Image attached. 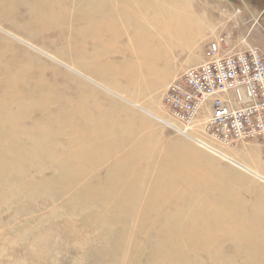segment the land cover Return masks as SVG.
I'll list each match as a JSON object with an SVG mask.
<instances>
[{
  "label": "rangeland",
  "instance_id": "1",
  "mask_svg": "<svg viewBox=\"0 0 264 264\" xmlns=\"http://www.w3.org/2000/svg\"><path fill=\"white\" fill-rule=\"evenodd\" d=\"M180 17L264 63V0H0V264H264L261 143L164 100Z\"/></svg>",
  "mask_w": 264,
  "mask_h": 264
},
{
  "label": "built area",
  "instance_id": "2",
  "mask_svg": "<svg viewBox=\"0 0 264 264\" xmlns=\"http://www.w3.org/2000/svg\"><path fill=\"white\" fill-rule=\"evenodd\" d=\"M223 45V38L208 42L207 60L172 80L164 100L186 126L208 109L204 124L210 137L229 145L256 140L264 154L263 60L255 48L221 56Z\"/></svg>",
  "mask_w": 264,
  "mask_h": 264
},
{
  "label": "crops",
  "instance_id": "3",
  "mask_svg": "<svg viewBox=\"0 0 264 264\" xmlns=\"http://www.w3.org/2000/svg\"><path fill=\"white\" fill-rule=\"evenodd\" d=\"M103 14L101 16L100 23L101 22H105ZM179 19H180V21L179 22L176 21V22H174V24L175 25H179L180 30L175 32L174 30L172 31L170 29L172 31V33L175 34V36L173 35L172 40L169 41L168 44H169L170 47L173 44V46L175 48H177V52L179 54H181L183 56L191 57V58L185 60L187 62L185 67H187L186 69H188L189 67L196 66L199 63H202L204 61V51L202 50V45H204L206 43V41L208 40V37H205V38H197V37H194V36L192 37V35L188 32V31H191V29L187 30V28L189 27L190 24L188 26H186V28H185L186 31H184V30H182V29H184L183 18L180 17ZM159 46H161V48H163L164 47V43H160ZM221 50H222L221 54L234 53V52L226 51L227 47L225 45H223ZM251 143L255 147H257V149L261 153L262 157L264 158V154H263L259 144H257L256 142H251Z\"/></svg>",
  "mask_w": 264,
  "mask_h": 264
},
{
  "label": "bare ground",
  "instance_id": "4",
  "mask_svg": "<svg viewBox=\"0 0 264 264\" xmlns=\"http://www.w3.org/2000/svg\"><path fill=\"white\" fill-rule=\"evenodd\" d=\"M173 6V5H172ZM168 7V6H167ZM171 7V6H170ZM172 8V7H171ZM176 8H178V7H176ZM166 9V8H165ZM164 9V10H165ZM167 10H169V9H167ZM166 10V11H167ZM169 11H171V10H169ZM176 11V10H175ZM164 12V11H163ZM172 12H174V11H172ZM171 13V12H170ZM170 13H168V14H170ZM178 13V12H177ZM188 13V12H187ZM166 14V16H167V13H165ZM170 15H173V13H171ZM188 14H186V16H184L183 18L184 19H186V18H189L190 16H187ZM175 16L176 15H174V16H169V18H168V20L170 21V19L172 20H174L175 19ZM150 22V21H149ZM172 22V21H171ZM152 23V22H151ZM153 26V25H152ZM157 26H160L159 24H157ZM151 27V26H150ZM162 27V26H161ZM172 29H174V28H172ZM177 30H180V28H179V25H178V27H177ZM130 42H131V40H130ZM72 44V43H71ZM73 45V44H72ZM132 45V44H131ZM66 46V45H65ZM72 47V46H71ZM149 49V48H148ZM16 87H18V85L16 86ZM19 87H21V86H19ZM6 91V90H5ZM26 92V91H25ZM28 92V91H27ZM24 93V92H23ZM28 96H29V94H28ZM44 98H46L45 96H43ZM31 99V98H30ZM29 99V100H30ZM73 99H75L74 97H73ZM35 100V99H34ZM38 100V99H37ZM31 101V100H30ZM74 101V100H73ZM67 102H68V100H67ZM70 102V101H69ZM75 103V102H74ZM69 104V103H68ZM33 105V104H32ZM71 105V104H70ZM62 106H64V105H62ZM65 106H66V104H65ZM64 106V107H65ZM72 106V105H71ZM58 107V106H57ZM56 108V107H55ZM69 107H67V109H68ZM57 109V108H56ZM74 109H75V107H74ZM18 113H20V112H18ZM206 114L207 115H209V110L207 109L206 110ZM207 117V116H206ZM159 118V117H158ZM159 119H161L163 122H165V123H167V125H170V126H173V127H175L172 123H169V122H166V121H164L162 118H159ZM197 120V119H196ZM196 123V122H195ZM199 123V122H198ZM201 125V124H200ZM198 128V127H197ZM178 129V128H177ZM199 129V128H198ZM179 131H181V132H183L182 130H179ZM185 131V130H184ZM183 133H185V132H183ZM185 134H187V133H185ZM188 135H190V134H188ZM190 137V136H189ZM194 140H196L197 142L199 141V142H201V143H203L204 145H205V143L204 142H202L201 140H199V139H197V138H195L194 136H191ZM190 137V138H191ZM207 145V144H206ZM207 147L208 148H210V146H208L207 145ZM223 156H225V155H223ZM226 158H229L228 156H225ZM239 165H240V163H238ZM242 165V164H241ZM153 187V186H152ZM161 193V192H160ZM176 213V212H175ZM190 219V218H189ZM151 238V237H150ZM245 238V237H244ZM150 246V245H149ZM163 251V250H162ZM156 261V260H155ZM161 261V260H160Z\"/></svg>",
  "mask_w": 264,
  "mask_h": 264
}]
</instances>
